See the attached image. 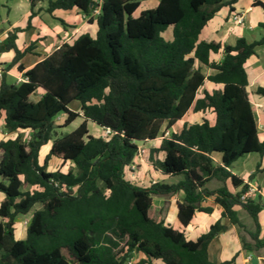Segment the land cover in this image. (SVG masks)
Returning a JSON list of instances; mask_svg holds the SVG:
<instances>
[{
	"label": "trees",
	"instance_id": "16d2710c",
	"mask_svg": "<svg viewBox=\"0 0 264 264\" xmlns=\"http://www.w3.org/2000/svg\"><path fill=\"white\" fill-rule=\"evenodd\" d=\"M53 17L56 10L77 9L92 23L93 37L79 35L63 43L41 61L22 72L20 82H9L6 72L30 51L20 52L15 39L20 29L8 32L0 53L12 51V61L0 75V121L8 133L26 131L0 140V264H126L132 254L139 264H230L208 260L209 242L225 228L219 222L195 241L172 228L152 197L182 194L176 203V220L186 227L194 213H211L201 203L212 198L221 217L247 233L242 251L264 247L257 221L264 203L258 198L240 200L247 190L229 168L240 157L264 154L257 137L252 107L245 88L244 63L254 49L264 45V34L233 45L205 42L199 34L221 7L233 12L238 0H159L154 9L133 13L135 0H28L29 20L37 2ZM253 6H261L254 0ZM62 26L64 22L58 20ZM264 30V23L258 25ZM171 29V39L163 37ZM221 53V60H210ZM215 71L204 76L195 63ZM219 90H199L204 81ZM264 96V90L257 89ZM77 102L82 122L71 132L55 135L79 117L70 110ZM210 109L214 121L183 124L157 147L142 154L154 170L176 182H154L139 187L124 173L140 149L170 129L189 111ZM63 116L56 126L55 119ZM87 122L108 130V139L88 134ZM50 142L39 163L38 153ZM141 154V152H140ZM219 155V162L213 158ZM57 159L72 167L63 173L47 171ZM257 168V166H256ZM216 179L223 185L206 189ZM233 187L231 193L225 182ZM244 210L255 224L247 232L236 210ZM26 223L23 239H16L14 224Z\"/></svg>",
	"mask_w": 264,
	"mask_h": 264
},
{
	"label": "crops",
	"instance_id": "0c3cea01",
	"mask_svg": "<svg viewBox=\"0 0 264 264\" xmlns=\"http://www.w3.org/2000/svg\"><path fill=\"white\" fill-rule=\"evenodd\" d=\"M16 1L17 0H3V6L6 10L4 20L6 27L0 33V44L4 42L8 32L12 31L14 28H18L21 32L16 35V48L22 52L30 47V51L24 54L19 61L6 72V77L9 82H18L17 80L21 79L23 71L41 61L61 44H71L81 34L87 33L91 37L95 34L96 26L94 23V16L91 15L92 23H88V17L83 16L77 9H71L66 11L56 10L53 13V17H51L42 11L45 4L39 1L33 9L34 15L29 20V26L25 28L30 14L29 2L28 0H22V6H15ZM135 1L138 2V7L133 13V17H138L142 11L154 9L159 2V0ZM256 1L260 2L261 6H253L254 0H238L237 3L233 5V12H229L227 7H221L203 27L199 34V40L228 45H233L235 40L239 37H243L247 42L258 40L261 35L264 34V30L258 26L264 23V0ZM234 14L242 16V23L235 24L232 21V16ZM58 20H62L65 25L62 26ZM170 32L171 29H167L164 32L163 37L166 40L171 39ZM13 56L14 54L12 51L0 53L1 71L12 61ZM221 58V53L210 55V60L216 63H218ZM18 65L23 68L22 72L16 70V66ZM195 67L199 69L205 77L215 73L214 70L198 62L195 63ZM243 67L247 76L245 91L252 107L257 137L260 142H264V96L257 93V89L264 90V45L254 49V53L246 59ZM202 69H205V72H203ZM220 88L221 85H214L205 80L197 97H202L203 90L211 92L213 90H219ZM70 110L79 115L74 122L77 120L82 122L79 105L77 104L75 107H70ZM58 117L60 118V116ZM203 118L211 125L214 121V114L210 109L199 112L189 111L181 120L166 131L169 134L177 133L183 124L190 125L200 123ZM1 123L2 121H0V124ZM88 124L89 122H87V127ZM91 125H93L96 130L100 131L101 128L95 124ZM92 136L96 137L95 135ZM155 141H159L160 143L161 140L155 139L150 142ZM46 146L48 148L44 150ZM49 148L50 142L40 148L38 160L40 154L43 153V155H46L45 153ZM213 159L219 162V155L215 156ZM137 163H140L139 171L135 173H124L125 180L129 181L131 184L139 187H148L154 182L172 183L178 180V178H168L159 171L154 170L150 165H143V162ZM229 171L233 176L242 181V185L245 184L247 186V184H250L255 187L256 193L251 197L252 200L256 201L259 198L260 201L264 203V154H262V156L256 153L244 155L231 165ZM134 176L143 182L145 179H148L149 176H156L158 178L141 186L131 181L135 178ZM222 185L223 184L216 179H209L204 187L212 191L222 187ZM225 185L231 193L239 192L242 187V185L233 187L229 180L225 182ZM181 198L182 194L152 197V203L155 207L163 209L167 222L173 229L182 232L186 240L195 241L201 234L207 232L209 227L215 222H219L220 225L225 228L219 232L207 246L209 261L222 263L234 258L233 262L230 264H252L251 260L255 258L257 260L256 264H264V247L252 253L243 252L241 240L248 243L251 242L247 233L237 226L230 224L227 219L221 217V209L213 203L212 198L205 199L201 203V207H210L211 213L207 214L196 211L189 224L186 227H182L176 220V203L180 202ZM236 215L247 232H254L255 224L244 210L237 209ZM257 221L260 227L258 238H261L264 236V208L259 211ZM248 257H250V261L247 260Z\"/></svg>",
	"mask_w": 264,
	"mask_h": 264
},
{
	"label": "rangeland",
	"instance_id": "374dc122",
	"mask_svg": "<svg viewBox=\"0 0 264 264\" xmlns=\"http://www.w3.org/2000/svg\"><path fill=\"white\" fill-rule=\"evenodd\" d=\"M140 1V0H139ZM22 0H17L15 2V6H22ZM4 2L3 0H0V33L2 32V30L6 27V23L4 22L5 20V7L3 6ZM166 36V35H164ZM203 72H205V69H202ZM78 103L77 102H72L70 104V107H75ZM63 117L60 116V118H56L55 119V124L56 126H60L63 122ZM80 120H77L76 122H74L73 124H70L68 127L66 128H56L55 129V135L59 136L65 133H69L71 132L73 129H75L79 124H80ZM92 123L89 122L87 130H88V134L89 135H95L96 137H101V138H107L106 136H104V130L100 129V131L96 130V128L91 125ZM159 144V141H155V142H146L140 145V152H141V158L143 160V165H146L147 163L144 161L142 154H145L148 150V148L150 147H154L157 146ZM48 148L47 146L44 148V150ZM48 152V151H47ZM47 152L45 154H47ZM45 155H43V153L40 154L39 156V163H42V160L44 158ZM140 162L139 160L135 159L134 160V165L136 168V171H139V164L137 163ZM148 165V164H147ZM72 167V165L70 163H61L59 160L51 158L48 161L47 164V171H55V170H60L61 172L65 173L68 171V169H70ZM136 171H134L133 173H135ZM128 173V172H126ZM146 174V173H144ZM148 174V171H147ZM135 178L133 180H131L132 182H134L137 185H146L147 183H149L152 180H156L158 177L156 176H149L148 179H145L144 182L140 181L136 176H134ZM129 178V177H128ZM129 180V179H128ZM3 195L0 194V201L2 200ZM170 218V217H169ZM168 218V219H169ZM25 228H26V223H24L23 221H16L14 224V234H15V238L16 239H23L24 238V233H25ZM142 258V256L140 254L134 253L132 254L131 258L128 260V262H126V264H139V260Z\"/></svg>",
	"mask_w": 264,
	"mask_h": 264
},
{
	"label": "built area",
	"instance_id": "2783aa9c",
	"mask_svg": "<svg viewBox=\"0 0 264 264\" xmlns=\"http://www.w3.org/2000/svg\"><path fill=\"white\" fill-rule=\"evenodd\" d=\"M98 14V8H95L91 15H97ZM232 21L235 24H240L242 23V16L238 15V14H234L232 16ZM2 71L0 70V75H1ZM22 79L17 80L18 82H20ZM23 134V138L25 141L29 140V135L26 131H19L17 133H8L4 128H3V123L0 124V140H7V139H12L15 138L17 136V134ZM109 131L108 130H104V136H106L108 139L109 136ZM169 136V133L167 131H164L162 133L161 136L157 137L156 139L162 140L163 138H167ZM105 139V138H104ZM137 159L140 162H143L142 158H141V154H140V149L137 150V153L132 161V163L130 165H128L125 169V172H129V173H133L134 171H136L135 165H134V160ZM256 193V189L254 186L247 184V190L240 195V200H244L246 198H251L252 196H254V194ZM248 261H250V257L247 258Z\"/></svg>",
	"mask_w": 264,
	"mask_h": 264
},
{
	"label": "water",
	"instance_id": "95a60500",
	"mask_svg": "<svg viewBox=\"0 0 264 264\" xmlns=\"http://www.w3.org/2000/svg\"><path fill=\"white\" fill-rule=\"evenodd\" d=\"M251 263H252V264H256V263H257V260H256L255 258H253V259L251 260Z\"/></svg>",
	"mask_w": 264,
	"mask_h": 264
}]
</instances>
